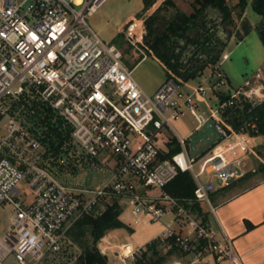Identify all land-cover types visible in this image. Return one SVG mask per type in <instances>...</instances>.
Returning <instances> with one entry per match:
<instances>
[{
    "label": "built area",
    "instance_id": "1",
    "mask_svg": "<svg viewBox=\"0 0 264 264\" xmlns=\"http://www.w3.org/2000/svg\"><path fill=\"white\" fill-rule=\"evenodd\" d=\"M106 2L0 0V121L5 119L0 123V208H12L9 226L0 237V257L12 255L17 264L70 263L74 244L69 232L74 224L84 216H100L107 200L124 197L134 224L144 217L160 222L158 239L172 240L173 246L190 254L187 264H202L206 255L216 262L241 264L231 240L225 234L218 239L214 229L196 217L192 205L204 204L215 216L211 196L218 185L212 180L219 187L228 186L254 171L247 170L246 162L254 154L256 137L234 130L223 113L241 98L256 102L264 97L260 74L228 99L208 106V116L197 106L208 92L226 85L219 67L228 54L222 53L206 68L210 75L203 81L187 85L169 72L148 96L123 64L120 49L101 40L86 22ZM146 17H132L121 29L142 58ZM187 112L197 124L195 131L211 122L217 133L213 146L198 156L191 155L187 138L171 124ZM166 130L180 150L160 159L156 141ZM88 168L108 171L111 177L96 186L77 183L78 173ZM183 172L190 173L195 184L187 204L164 192ZM135 181L160 196L146 197ZM166 213L184 222V234L163 222ZM142 251L124 244L116 257L124 263Z\"/></svg>",
    "mask_w": 264,
    "mask_h": 264
},
{
    "label": "trees",
    "instance_id": "2",
    "mask_svg": "<svg viewBox=\"0 0 264 264\" xmlns=\"http://www.w3.org/2000/svg\"><path fill=\"white\" fill-rule=\"evenodd\" d=\"M191 13L179 10L172 0H164L156 10L144 20L146 35L144 45L169 72L183 82H189L202 76L204 70L215 64L230 38L227 30L232 24L231 0H188ZM157 0H142V12L150 9ZM250 4L254 13L264 19V0H238L234 8L244 11ZM251 26L244 23L239 39L250 32ZM226 31V35L221 32ZM264 42V25L260 28ZM142 57L139 59L141 61ZM138 61V62H139ZM228 96L223 97V101ZM225 121L236 131L245 130L252 136L264 138V99L256 104L237 101L223 113ZM57 133L59 144L62 141ZM54 143H52L53 145ZM180 146L175 137L167 143L166 149L158 151L159 158L164 159L178 152ZM264 144L257 150L261 155ZM264 171V164L258 166ZM248 173L244 178L250 176ZM243 178V179H244ZM195 188L192 176L188 172L179 173L165 188L164 192L187 204L193 198ZM200 212L198 204L192 205ZM121 207L116 199L108 203L100 216H84L70 229L69 236L79 249V254L72 264H108L106 256L98 250L97 244L104 235L124 224L120 221ZM171 244V248L162 253L160 247ZM182 257L181 251L172 245V240L154 239L144 247L142 253L134 259V264H167L172 256Z\"/></svg>",
    "mask_w": 264,
    "mask_h": 264
},
{
    "label": "rangeland",
    "instance_id": "3",
    "mask_svg": "<svg viewBox=\"0 0 264 264\" xmlns=\"http://www.w3.org/2000/svg\"><path fill=\"white\" fill-rule=\"evenodd\" d=\"M23 1L24 0H16L17 3H21ZM163 1L164 0H157V2L150 9L142 12V0H107L105 5L95 14L90 17H86L87 24L101 40L106 43L114 44L120 49L123 56V64L129 70H132V77L148 96H152L155 89H157L168 79L166 70L160 63H158L152 54L148 53L147 47L145 45L144 46L146 49H141L145 57L139 61L143 55L132 50V48L126 42L124 35L121 33V29L132 17L141 18V16L145 15L147 16L146 18H148ZM172 1L182 12L186 14L191 13L192 10L189 6L188 0ZM237 2L238 0H231L229 3L230 8L232 9V24L227 27V30L231 33V36L223 50V54H228L229 58L221 64L219 70L230 80L234 87H242L244 80L247 78L252 79L257 72L261 74L264 80V42L262 41L263 35L260 33V28H262L264 25V19L252 11L250 4L246 6L244 11H241L239 7L234 8ZM244 23L250 24L251 29L246 36H244L242 39H239L237 34L242 35L241 30ZM221 35L224 38L226 31L221 32ZM208 75H210V71L205 69L202 78L198 81L189 83V85H194L200 81H203ZM233 92L234 90H230L227 83L224 88H217L211 92H208L206 97L203 99V104H201V106H197L198 111L208 116V106L216 105L218 102H222L224 96L229 97V95H231ZM263 99L264 97L259 101H262ZM241 101L252 104L259 102L258 100L256 102H251L243 98H241ZM4 121L5 119H2L0 123L2 124ZM171 124L182 138H187V134L192 132L189 138H187V145L191 155L193 156L204 151L217 139V133L211 126V122L207 123L200 130L195 131L194 129L197 124L188 112L180 117V119L176 121L172 120ZM166 134L167 131H164L161 136H166ZM259 141H262V139L257 140V142ZM255 142L256 140L254 143ZM259 148V145H256L254 154L251 156V158L254 157V159L259 157L255 160L252 158L254 160L255 170H257L260 164H264V151L261 152V155H258L257 150H259ZM248 161H251V159ZM246 165H248L247 170L251 171L252 166H250L249 162H246ZM96 166L97 168L101 167L98 164ZM261 174L264 176V171L261 172ZM110 177L111 174L108 171H99L94 168H88L84 172H79L75 181L77 183L83 182L87 186H96L108 181ZM202 179H204V177ZM212 181L216 184V186H220L216 180L213 179ZM135 184L138 185L136 181ZM19 189H21L26 195L30 193L28 190H26L23 184L19 185ZM144 190L149 191V193L151 192V195H158V192L152 191L153 189L149 188ZM114 199H116L121 206L120 219L124 224L123 227L117 228L113 232V241L118 245L130 244L134 249L138 247H145L146 244L149 243V240L163 229V226L160 222L151 221L147 217H144L141 223L135 225L133 223L134 218L131 215L128 200L124 197ZM211 200L215 205L213 197ZM206 211L208 213L210 224L212 225V228L215 229L217 227L215 218L209 212L207 207ZM11 213L12 208L9 205L0 208V237L9 226ZM168 219L169 216L164 217V221H167ZM160 249L162 253H165L168 250L167 246L165 245L161 246ZM114 250L115 249H113V251ZM71 252L73 253L74 258H72L70 263H66L64 261L61 263V261H59L56 264H72L80 251L74 244ZM114 253H116V251ZM11 256L5 260V264H17ZM203 263L214 264L209 259L203 260L202 264ZM129 264H134V260L129 262Z\"/></svg>",
    "mask_w": 264,
    "mask_h": 264
},
{
    "label": "crops",
    "instance_id": "4",
    "mask_svg": "<svg viewBox=\"0 0 264 264\" xmlns=\"http://www.w3.org/2000/svg\"><path fill=\"white\" fill-rule=\"evenodd\" d=\"M158 63L160 62L158 61ZM255 75L252 79L249 78L245 79L244 82L247 80L253 81L255 79ZM224 77L226 78L227 85L230 90H236L237 88H239V87H234L231 84L230 80L225 75ZM201 78L202 77H199L195 80L189 81L187 85H189V83H192L194 81H198ZM260 82H264L262 76ZM158 88L155 89L154 92L153 91L152 92L155 93L158 90ZM262 94L264 95V93ZM166 131H167L166 136L165 135L161 136V134L163 133L162 132L157 138L156 146L158 151L165 150L167 143L171 142L173 138L172 133L169 130ZM189 134L190 133L187 134L188 136V137L186 136L187 138H189L190 136ZM260 139H262V141L257 142V140ZM255 140H256L255 142L256 145H259V147H261L264 144L263 137L257 136ZM214 143L215 141L211 143V145H209L204 151H202L201 153L195 156L203 154L210 147H212ZM252 158L254 159V157ZM252 158L250 157L249 160L251 159V161H247V162H249L250 166H252V169H254V160L258 159L259 157L255 158L254 160ZM249 173H251L250 176L235 181L229 184L228 186H223V187L217 186V190L212 194L213 201L216 206V214L214 218L217 226L215 229L214 228L213 229L216 232V236L218 239H222V237L225 234L231 240L234 255L239 258L241 264H263L264 263V176H262L261 172L258 171V168L257 170L254 169L253 172H249ZM137 188L139 192L144 193L145 196L148 198L157 199L160 196V192L157 190L153 189L152 191L158 192V195H151V192L149 193V191L144 190V188H141L139 185H137ZM112 199L114 198L107 200L103 204L102 208L104 209L108 203H111ZM158 204L160 206H165V202L158 201ZM196 204H198L200 208V212L195 211L193 209L196 217L207 222L212 227L208 218L206 206H204V204L201 203H196ZM166 216H169V219L167 221H164V217ZM164 217L162 219L163 222L170 223L174 228V230H176L180 234L185 233V225L182 220L175 219L172 213H166ZM115 230L116 229H113L107 232L104 235V237L100 239V241L97 244L98 250L102 255L106 256L108 264H129V262H132L133 259H126L125 262L123 263L121 260H119L116 257V253H118V247L124 244L118 245L113 241L114 240L113 232ZM162 230H160V232L154 235L149 240V242H151L154 239H158ZM3 248H4V244L0 241V251ZM142 248L144 250V247ZM167 248L170 249L171 244H169ZM113 249L115 250L113 251ZM115 251L116 253H114ZM181 253H182V257H178L176 255L172 256L167 264L174 261H179L182 262L183 264H186L187 261H189V259L191 258V255L183 252ZM10 256L11 255H7L3 258L0 257V264H5V260ZM11 257L12 259H14L13 256ZM205 259L211 260L214 264H229L227 259H224L220 262H216L210 255H206L204 257V260Z\"/></svg>",
    "mask_w": 264,
    "mask_h": 264
},
{
    "label": "water",
    "instance_id": "5",
    "mask_svg": "<svg viewBox=\"0 0 264 264\" xmlns=\"http://www.w3.org/2000/svg\"><path fill=\"white\" fill-rule=\"evenodd\" d=\"M227 39H229V37L227 36ZM203 264H207V263H203Z\"/></svg>",
    "mask_w": 264,
    "mask_h": 264
}]
</instances>
